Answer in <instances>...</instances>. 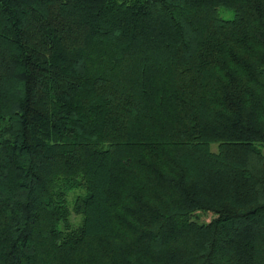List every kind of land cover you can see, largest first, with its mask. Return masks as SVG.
<instances>
[{"label": "trees", "instance_id": "1", "mask_svg": "<svg viewBox=\"0 0 264 264\" xmlns=\"http://www.w3.org/2000/svg\"><path fill=\"white\" fill-rule=\"evenodd\" d=\"M0 264H264V0H0Z\"/></svg>", "mask_w": 264, "mask_h": 264}, {"label": "rangeland", "instance_id": "2", "mask_svg": "<svg viewBox=\"0 0 264 264\" xmlns=\"http://www.w3.org/2000/svg\"><path fill=\"white\" fill-rule=\"evenodd\" d=\"M220 12H221V15L224 16V17H226V18H230L231 17V14H232L231 12H229V13L226 14L223 10H221ZM83 194H84L83 191H77V195H83ZM73 200H74V197L73 196H70L68 198V205H69V207L72 206ZM211 217L212 216L210 214L203 215L202 216V220L209 221Z\"/></svg>", "mask_w": 264, "mask_h": 264}]
</instances>
